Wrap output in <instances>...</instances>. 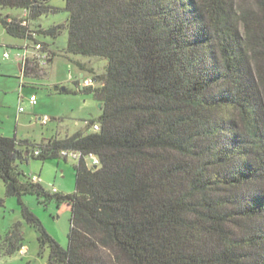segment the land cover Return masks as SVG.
<instances>
[{
  "label": "trees",
  "instance_id": "trees-1",
  "mask_svg": "<svg viewBox=\"0 0 264 264\" xmlns=\"http://www.w3.org/2000/svg\"><path fill=\"white\" fill-rule=\"evenodd\" d=\"M0 8L25 12L0 14V25L48 55L44 68L26 59L23 77L42 76L57 53L40 38L64 28L66 55L107 60L92 76L100 86L81 89L101 106L86 130L40 143L0 136L5 195L48 264H264V0H65L66 22L48 28L31 22L59 11L49 0ZM62 151L80 153L73 193L49 192L20 168ZM26 194L70 207L67 248ZM23 242L16 222L0 256Z\"/></svg>",
  "mask_w": 264,
  "mask_h": 264
},
{
  "label": "rangeland",
  "instance_id": "rangeland-1",
  "mask_svg": "<svg viewBox=\"0 0 264 264\" xmlns=\"http://www.w3.org/2000/svg\"><path fill=\"white\" fill-rule=\"evenodd\" d=\"M49 4L59 11L32 21L33 28H48L66 22L68 14L63 10L65 0H49ZM0 14L4 17H23L22 11L10 8H0ZM40 39L50 44L57 55L41 77H23L16 53L21 51L18 47L26 42L10 37L0 25V136H16L18 140L32 143H40L54 136L63 138L78 130H86V123L96 120L101 114L95 95L80 89L79 75L92 78L105 73L107 60L66 55V28L55 40L50 37ZM5 52L9 53V59L3 58ZM31 52L29 50L28 54L31 55ZM99 86V83L93 85L95 88ZM55 87L58 89L54 90ZM62 88L69 92L62 91ZM31 95L37 99L35 106L28 103ZM20 107L23 112H19ZM43 116L49 118L46 125L38 121ZM75 165L76 161L71 159L41 161L30 158L20 168L27 175L39 176L40 184L47 191L70 194L75 188ZM21 199L38 217L47 233L63 248H67L70 207L55 201L44 203L32 194L23 195ZM16 222L22 223L23 247L12 256H0V264H48V249L41 252L37 232L23 221L17 198L5 195L4 183L0 178V235L4 236Z\"/></svg>",
  "mask_w": 264,
  "mask_h": 264
},
{
  "label": "built area",
  "instance_id": "built-area-1",
  "mask_svg": "<svg viewBox=\"0 0 264 264\" xmlns=\"http://www.w3.org/2000/svg\"><path fill=\"white\" fill-rule=\"evenodd\" d=\"M22 24L25 25L26 23L23 22ZM41 48L42 47L39 44L33 45V44H30V43L26 42V45L21 49V51L16 53V57L18 58V60H19V62L21 64V67L24 64V62L26 61V59H29V58H37L39 63H40V66L43 67V68L46 67L47 66L48 55H47V53L42 52ZM29 50H32L31 55L28 54ZM3 58L4 59H9V53L5 52L3 54ZM82 79H83V82H82V86L83 87H93L94 82H93L92 78L88 77V78H82ZM36 100L37 99H36V97L34 95H31L30 98H29V102H30L31 105H35L36 104ZM19 112H23V108L22 107L19 108ZM38 121L40 122L41 125H46L49 122V118L46 117V116L39 117ZM93 130H98V127L97 126H93ZM37 153L38 152H35V155ZM60 156L63 157V158L71 159V160H78L79 157H80V153L74 152V151H62L60 153ZM87 160H88V165L89 166L95 167V166L98 165V160L92 155H89ZM32 180L34 182H39V178L37 176H32Z\"/></svg>",
  "mask_w": 264,
  "mask_h": 264
},
{
  "label": "crops",
  "instance_id": "crops-1",
  "mask_svg": "<svg viewBox=\"0 0 264 264\" xmlns=\"http://www.w3.org/2000/svg\"><path fill=\"white\" fill-rule=\"evenodd\" d=\"M22 14H23V16H24L26 13L22 11ZM25 45H26V43H24L22 46L18 47V50H19V49H22ZM9 57H10V56H9ZM16 59L18 60L17 57H16ZM18 61H19V60H18ZM19 66H20V70H21V64H20ZM80 76H82V77L84 78V76H83L82 74L79 75V78H80ZM22 86H23V85H22ZM64 89H65V88H64ZM28 103H29L30 106H35V105L37 104V100H36V104H35V105H31L30 102H29V100H28ZM33 176H36V175H33ZM37 177L39 178V183H41L40 177H39V176H37Z\"/></svg>",
  "mask_w": 264,
  "mask_h": 264
},
{
  "label": "water",
  "instance_id": "water-1",
  "mask_svg": "<svg viewBox=\"0 0 264 264\" xmlns=\"http://www.w3.org/2000/svg\"><path fill=\"white\" fill-rule=\"evenodd\" d=\"M4 19H7V17H4ZM82 78H83V77L80 76V79H79L80 89H83V86H82L83 79H82ZM55 89H56V87L54 88V90H55ZM62 91H64V88H62ZM98 107H99V109L101 108L100 105H99Z\"/></svg>",
  "mask_w": 264,
  "mask_h": 264
}]
</instances>
